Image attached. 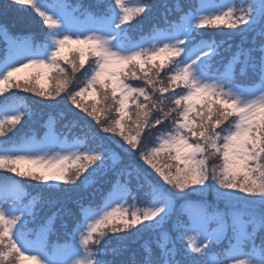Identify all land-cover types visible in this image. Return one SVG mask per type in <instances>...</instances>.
<instances>
[{
	"label": "snow or ice",
	"instance_id": "obj_1",
	"mask_svg": "<svg viewBox=\"0 0 264 264\" xmlns=\"http://www.w3.org/2000/svg\"><path fill=\"white\" fill-rule=\"evenodd\" d=\"M163 6L145 32L151 0L0 3L35 26L0 24V264H117L137 242L132 264H264V0ZM220 25L240 37L226 60L201 31ZM13 90L63 102L69 132L84 113L111 136L62 138L51 113L40 140L8 136L33 115ZM44 205L57 211L38 223ZM57 218L70 240L50 241Z\"/></svg>",
	"mask_w": 264,
	"mask_h": 264
},
{
	"label": "trees",
	"instance_id": "obj_2",
	"mask_svg": "<svg viewBox=\"0 0 264 264\" xmlns=\"http://www.w3.org/2000/svg\"><path fill=\"white\" fill-rule=\"evenodd\" d=\"M71 2L72 5H75L77 3L82 4L84 7H91L95 9V0H69ZM151 0L152 3V12L149 14L147 19H144L142 21L143 24V29L144 31H147L149 26L153 23L158 24L159 22H161L163 19L161 17H163V13L165 12V8H164V4L165 2L167 3V5L169 7H172L176 0H165L164 2H156ZM180 4L187 9L189 3L194 2V0H179ZM11 15H15L16 17H13L11 15H2L0 14V19L4 20V21H10L11 23H13L14 27L19 28V29H23L24 31H28V30H35V26L32 24V22L26 18H24V20L19 19L18 17H20L17 14L14 13H9ZM172 16V15H171ZM139 19V18H136ZM133 24L136 23V20H134L133 22H131ZM221 30H211V28H206L203 29L201 31L205 32L206 38L209 39H215L217 41V43H219L221 40L225 41L224 44L220 45V52H221V56L222 58H228V56L231 54L228 51H225V49L227 48L228 44H231L232 47V51H235V45L238 44L240 42V37L238 35H232L231 38L229 37V33L234 32V30L227 28L224 25H221L219 27ZM139 30V28L137 27V29L135 31H132L131 35L133 36L134 34H136V32ZM247 46V45H245ZM220 58L218 57L217 60H219ZM87 67V65H86ZM163 75V74H162ZM79 73L77 74V79L76 82H78L79 80H81L79 78ZM131 81V80H130ZM129 81V83H130ZM134 82H132L134 85H141L142 82L138 81V80H133ZM16 93V96H20L23 97L24 99H26V104H29V106L32 109L33 115L31 118L25 117V119L23 120L21 125H17V127L15 129H13L12 132L8 133V136H18L20 135L21 132L26 131L27 129L31 128L34 129V126L37 124V122H41L43 119V117L47 114V113H51V112H55V108L56 106H51V105H45V103L35 99L31 94L29 93H24V92H19L17 90H13ZM9 95V94H6ZM0 99H2V97H0ZM47 103V102H46ZM58 108V107H57ZM66 112V111H65ZM42 119V120H41ZM39 122V123H40ZM86 124H90L91 126V132L97 134L98 136H105L108 137V134L106 133H102L99 131V126L95 125L94 121H91V118H88L87 116L84 117L83 120H80L78 122V126L74 128V130L76 132H80L83 135L86 134L88 132V128H81L79 125H86ZM114 139H119V137H115ZM87 141H92V139L89 137L87 139ZM93 142V141H92ZM94 143V142H93ZM128 158L125 157V162H127ZM216 160H210L209 161V165L213 164ZM138 163H141L140 161H137ZM217 163H219V161H217ZM145 168H147L148 166H144ZM149 171H151L149 169ZM11 175V174H8ZM108 179H111L112 176L111 174H109V177H107ZM15 179H19V178H15ZM29 185V188L34 190V191H39L38 187H33V185H36V183L34 182H26ZM135 181H133L132 187L133 190H135ZM103 187V189H106L105 187H107V184H102L101 185ZM89 191H93V189H89ZM137 202L141 203V197L138 196L137 197ZM222 207V205H221ZM57 210V209H55ZM54 211V209L51 207H48L47 205L45 207H41L38 215H39V219H43L45 217H48L52 214V212ZM179 211V206L177 205V212ZM55 212V211H54ZM184 219H186L185 217H183ZM38 219V220H39ZM176 219V216L172 217V220L174 221ZM171 223L172 221H169L167 224H165V228H171ZM55 241H57V239H61L62 235L59 236L54 235L53 236ZM147 238V237H146ZM112 243H115V241H113ZM133 254H135V259L139 260L140 258V242H137L135 244H131L129 245V248L126 252H124L121 256L116 257V261L117 264H120L121 261H127L128 264H132V258H133ZM108 259H113L111 256L107 257Z\"/></svg>",
	"mask_w": 264,
	"mask_h": 264
},
{
	"label": "rangeland",
	"instance_id": "obj_3",
	"mask_svg": "<svg viewBox=\"0 0 264 264\" xmlns=\"http://www.w3.org/2000/svg\"><path fill=\"white\" fill-rule=\"evenodd\" d=\"M153 1H156L157 3L159 2H164L165 0H153ZM3 2V0H0V3H2ZM155 2V3H156ZM208 2H216V3H222V2H225V1H223V0H220V1H217V0H208ZM14 14H16V13H14ZM8 15H11V14H8ZM11 16H13V17H16L15 15H11ZM19 19H21V20H24V17H22V16H20V17H18ZM38 19V18H37ZM133 24V23H132ZM221 26V25H220ZM219 26V27H220ZM211 28V30H221L220 28ZM79 78L80 79H82L80 76H79ZM78 83H81V80H79L78 82H76V80H75V82H74V84H73V87H77V84ZM29 94H31L35 99H37V100H39V101H41V102H43V103H45V105H51V106H53V102H50V101H47V100H44L43 98H41V97H37V96H35V95H33L32 93H29ZM47 102V103H46ZM85 102L86 103H91V98L90 97H85ZM56 107H58V108H60V109H62V110H64V111H66V108H65V106H64V104H63V102H61L60 104H58V105H55ZM81 116H83V117H86V114H84V113H81L80 114ZM107 134V133H106ZM109 136H111V134H108V137ZM115 138V137H114ZM217 161L218 160H216L214 163H217ZM213 163V164H214ZM34 183H37V182H34Z\"/></svg>",
	"mask_w": 264,
	"mask_h": 264
}]
</instances>
